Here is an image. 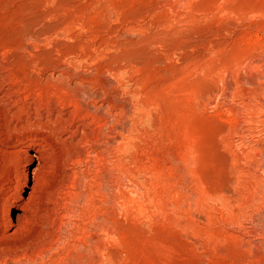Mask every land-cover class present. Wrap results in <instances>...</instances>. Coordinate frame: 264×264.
I'll return each mask as SVG.
<instances>
[{"label":"rangeland","instance_id":"374dc122","mask_svg":"<svg viewBox=\"0 0 264 264\" xmlns=\"http://www.w3.org/2000/svg\"><path fill=\"white\" fill-rule=\"evenodd\" d=\"M0 60V264H264V0H0Z\"/></svg>","mask_w":264,"mask_h":264},{"label":"bare ground","instance_id":"6f19581e","mask_svg":"<svg viewBox=\"0 0 264 264\" xmlns=\"http://www.w3.org/2000/svg\"><path fill=\"white\" fill-rule=\"evenodd\" d=\"M12 64H9L6 60H0V69H2L4 72L11 69ZM13 67V66H12ZM66 88V87H65ZM60 89V88H59ZM24 90V89H23ZM40 97V96H39ZM56 103V102H55ZM67 105V104H66ZM70 105V104H69ZM52 106V105H51ZM81 107V106H80ZM56 109V108H55ZM55 109H53L52 111H47L46 109V116L44 115L43 112L41 111H36L34 112V116L43 118L47 121H51V117L56 115L57 117H60L62 115V112L60 111H55ZM81 109V108H80ZM23 110V109H22ZM39 110V109H38ZM75 110V109H74ZM64 112V110H63ZM77 112V111H76ZM31 112H27V116L29 119H31L32 117ZM88 115V114H87ZM39 118V119H40ZM27 119L28 123H31L30 120ZM37 120V119H35ZM34 120V121H35ZM39 121V120H38ZM60 121V120H59ZM58 121V122H59ZM24 122V121H23ZM36 122V121H35ZM38 123V122H37ZM36 123V124H37ZM44 125V124H43ZM63 125V124H62ZM44 127V126H43ZM33 128H35L36 132L35 135L31 138V140H29L26 145L27 148L29 149V152L32 154L33 159H35V162L37 163V168L34 171L33 174V180H34V186L32 187V191H35V182L37 181V178L40 176L41 172H43L46 167L48 166V161H49V157L51 156V145H49L48 143V138L47 137H41L39 133H42L44 128L41 127V124L38 126L33 125ZM43 129V130H42ZM27 131V130H26ZM43 134V133H42ZM109 138V137H108ZM114 138V137H113ZM27 153V152H26ZM31 198H32V193H31ZM30 205H31V199L29 198L27 201L23 202L21 205V211L22 213L18 216V220L17 221H21L24 218H26L29 215V209H30ZM66 215V214H65ZM63 218H66V216H64ZM13 222H11L10 224L12 225ZM108 235V234H106ZM98 242V240H97ZM96 243V241H95ZM98 246V245H97Z\"/></svg>","mask_w":264,"mask_h":264}]
</instances>
